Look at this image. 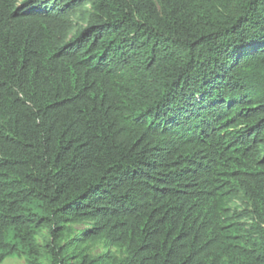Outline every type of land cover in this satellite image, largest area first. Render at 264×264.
Listing matches in <instances>:
<instances>
[{
    "label": "trees",
    "instance_id": "1",
    "mask_svg": "<svg viewBox=\"0 0 264 264\" xmlns=\"http://www.w3.org/2000/svg\"><path fill=\"white\" fill-rule=\"evenodd\" d=\"M264 264V0H0V264Z\"/></svg>",
    "mask_w": 264,
    "mask_h": 264
},
{
    "label": "rangeland",
    "instance_id": "2",
    "mask_svg": "<svg viewBox=\"0 0 264 264\" xmlns=\"http://www.w3.org/2000/svg\"><path fill=\"white\" fill-rule=\"evenodd\" d=\"M5 264H24L22 261L9 260Z\"/></svg>",
    "mask_w": 264,
    "mask_h": 264
}]
</instances>
